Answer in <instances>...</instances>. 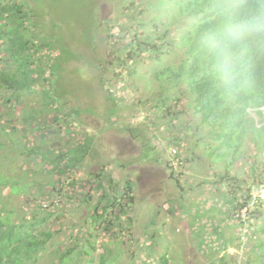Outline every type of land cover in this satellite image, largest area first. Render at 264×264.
<instances>
[{
  "label": "rangeland",
  "instance_id": "rangeland-1",
  "mask_svg": "<svg viewBox=\"0 0 264 264\" xmlns=\"http://www.w3.org/2000/svg\"><path fill=\"white\" fill-rule=\"evenodd\" d=\"M18 1L33 11L30 25L36 43H46L51 51L49 62L41 56L44 49L36 55L48 64L41 85L50 90L53 101L44 102L42 86L25 92L9 115L17 134L0 130V141L8 145L0 149L5 172L17 177L22 170H38L33 176H19L26 180L21 182L23 191L30 192L33 184L39 190L11 198L8 207L18 209L12 219L38 203L44 205V195L50 199L45 203L52 213L49 225L57 232L36 264H99L103 256L108 264H162L164 255L168 264H219L226 241L228 264H246L254 257L251 249L260 238V221L249 220L254 204L234 208L233 182L220 180L232 160L231 154L225 156L229 149L221 145L216 130L201 123L180 86L154 75L177 69L185 56L181 36L190 17L181 14L176 0ZM130 26L153 37L169 29L172 51L161 60L143 54L138 72L130 74V64L126 68L111 55L124 44L123 27ZM5 55L1 52L0 60ZM169 88L170 113L150 108L159 102L156 92L163 89L167 94ZM35 107L44 114L31 118V130L24 118L31 117ZM3 111L0 101V118ZM48 118H53L49 126L38 125ZM17 140L37 146L24 147V159L14 158L9 149ZM262 159L264 150L259 152L249 139L231 175L244 179L247 187L254 178L251 165L261 166ZM74 180L78 182L72 186ZM82 180L92 181L94 189L83 187ZM127 183L133 186L135 203L126 213L119 212L121 225L101 221L96 227L93 209L101 190L119 196ZM87 192L89 201L84 200ZM259 194L264 198V190L254 188L253 195ZM247 219L258 226L254 231L242 225ZM241 241L247 245L238 246ZM62 253L64 260L59 261Z\"/></svg>",
  "mask_w": 264,
  "mask_h": 264
},
{
  "label": "trees",
  "instance_id": "trees-1",
  "mask_svg": "<svg viewBox=\"0 0 264 264\" xmlns=\"http://www.w3.org/2000/svg\"><path fill=\"white\" fill-rule=\"evenodd\" d=\"M176 3L179 4L181 14L190 17L181 36L185 56L177 69L168 68L154 75L156 80L166 79L174 86H180L182 96L189 99L188 106L193 108L196 114H200L201 123L216 130L221 145L229 149L225 156L231 154L232 160L226 164L224 168L226 173L221 175L220 180L233 182L229 186L236 199L233 203L234 208L249 207L253 202L254 209L248 212L251 218L248 217L249 220L254 218L260 221L256 230L260 238L251 249L254 257H250L246 264H264V198L261 194L253 195L254 188L264 185L263 159L261 166L259 164L257 166V163L251 165L254 178L247 187L244 179L231 175L230 169L244 151L249 139L256 144L259 152L264 150V123L261 124L258 120L259 118L264 120V0H176ZM134 4L135 2H132L130 6ZM32 17L33 11L24 1L0 0V53L6 54L5 59L0 60L4 63V68L0 71V101L6 109L1 114L0 130L8 135L12 133L15 135L18 132L9 118L14 105L17 101L21 102L25 92L30 93L35 91L36 87H41L42 81H46L42 76L45 72L48 73V64H43L41 57L38 58L36 54L44 49L41 56L49 62L51 51L46 48V43L40 45L36 43V34L32 33L33 28L30 25ZM123 28L126 31L121 39L124 44L111 52V55H114L113 60L116 59V62L126 68L130 64L132 67L129 69L130 74L138 72L143 54L146 58L161 60L172 51L169 47H173L174 42L169 37V29L153 37L136 30L134 26ZM117 33L120 34V31ZM110 35L111 33L108 34L109 37ZM127 36H132L129 41H126ZM7 59L11 61L8 63ZM182 83L185 84L183 88ZM44 87L45 85L41 87L42 99L44 102L53 101L50 90L47 91ZM169 90L166 91L167 94L163 89L156 92L159 93V102L157 105L151 104L150 108L153 110L156 107L162 108V114L170 113V103L173 99L172 89ZM175 100L180 102L181 97ZM34 109L31 117L24 118L31 130L35 127L34 122L30 121L31 118L42 117L44 114V110L36 107ZM48 119L44 123L41 121L37 123L41 126H45L46 123V126H49L53 118ZM36 146L29 147L27 143L17 140L9 150L15 155L14 158H23L26 155L24 147L30 149ZM6 147L8 145L0 141V149ZM26 164L28 165L27 162ZM4 167V163L0 162V264H36L38 258L43 257L40 254L52 244L57 232L52 231L49 225L52 213L47 211L49 204L45 203L50 199L44 195L46 197L42 200L44 205L38 203L36 208L25 211L20 218L12 219L18 209L8 207L12 203L11 198L20 194L30 196L39 190L36 188L35 191L33 184L30 192L23 191L21 182L26 180L19 176H28L29 173L33 176L38 170H22L16 177L12 173L7 174ZM14 171L15 168L11 172ZM45 171L46 168L43 172ZM77 182L78 180H74L72 186ZM81 185L94 189V183L89 180H82ZM7 188L8 192L5 193ZM40 190L41 194L45 193L44 186H40ZM108 193L106 188L105 191L101 190L93 209L96 227L101 221L111 227H119L121 225L119 212L126 213L128 206L135 203L133 186L128 183L122 195ZM86 194L84 200L89 201L90 194L89 192ZM120 197L124 203L120 201ZM240 198L242 202H238ZM51 203L55 204L53 201ZM249 220L242 222V225H247L254 231L253 228L258 226H254ZM227 242L229 243L226 241L225 249L222 251L228 256ZM242 245L246 246L247 242L241 241L238 244ZM225 255L221 257L219 264H228ZM64 257L65 253H62L59 261H63ZM160 259L162 264H168L166 255ZM99 264H108V261L103 256Z\"/></svg>",
  "mask_w": 264,
  "mask_h": 264
},
{
  "label": "built area",
  "instance_id": "built-area-1",
  "mask_svg": "<svg viewBox=\"0 0 264 264\" xmlns=\"http://www.w3.org/2000/svg\"><path fill=\"white\" fill-rule=\"evenodd\" d=\"M259 190L261 191V193L263 192L264 190V185L260 186ZM260 195V194H259ZM255 196V195H254Z\"/></svg>",
  "mask_w": 264,
  "mask_h": 264
}]
</instances>
